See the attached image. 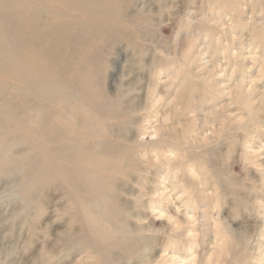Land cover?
<instances>
[{"label":"rangeland","instance_id":"rangeland-1","mask_svg":"<svg viewBox=\"0 0 264 264\" xmlns=\"http://www.w3.org/2000/svg\"><path fill=\"white\" fill-rule=\"evenodd\" d=\"M15 2L110 33L8 34L0 264H264V0Z\"/></svg>","mask_w":264,"mask_h":264},{"label":"bare ground","instance_id":"bare-ground-1","mask_svg":"<svg viewBox=\"0 0 264 264\" xmlns=\"http://www.w3.org/2000/svg\"><path fill=\"white\" fill-rule=\"evenodd\" d=\"M91 1L95 3L99 1V3L102 2V4L107 3L106 7L109 2V0H31V2H34L37 6H42L41 3H43V6L49 8V12H64L69 10L73 13H78L81 16L86 15L84 13L85 4H88V2L92 3ZM32 8L33 7L24 9V7L17 5L15 0H0V67L4 64L16 66L19 57L22 58V55L19 56V52L16 51L15 44H21L23 48L26 46H33L27 43L25 39L19 38V41L16 40L15 42L8 41L7 37L10 32L30 33L37 39H35V47L39 46V37L53 34V37L48 41L57 42L56 45L60 50L63 49L65 51L69 50L70 52H73L70 55H77L75 52H78L82 46L87 45L90 42V39L95 37L97 32L102 31L110 33L109 29H99L100 26L96 27V25L91 23L86 25L79 20L81 18H62L61 20H58L55 19L54 16H50L47 20H39L38 12ZM1 90L2 86L0 83V92ZM24 118L25 115H23V118L20 117L18 113L14 112L12 106H9L6 110L0 109V138L9 135V133H7L6 123L11 122L13 124H18L22 122ZM36 119H39L41 122L38 126L40 130L39 132H43V134L47 136L48 141L51 142L55 138V136L52 135L55 129L48 130L51 126L47 122L48 117L37 114ZM91 229L100 231V229L94 224H91Z\"/></svg>","mask_w":264,"mask_h":264}]
</instances>
